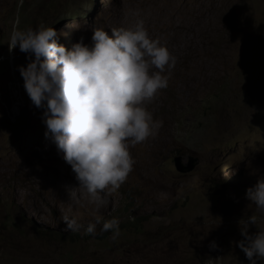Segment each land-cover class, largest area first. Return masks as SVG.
<instances>
[{"label":"rangeland","instance_id":"obj_1","mask_svg":"<svg viewBox=\"0 0 264 264\" xmlns=\"http://www.w3.org/2000/svg\"><path fill=\"white\" fill-rule=\"evenodd\" d=\"M137 21L174 59L167 87L146 102L162 125L129 143L132 170L97 208L68 198L78 182L44 135L18 70L25 53L9 51V37L43 23L67 49L90 44L92 27ZM192 160V170L176 168ZM261 177L264 0H0V264H249L238 221L255 215L248 232L264 230L245 198ZM63 214L81 228L66 230ZM95 216L138 226L119 227L115 240L99 225L86 234Z\"/></svg>","mask_w":264,"mask_h":264},{"label":"clouds","instance_id":"obj_2","mask_svg":"<svg viewBox=\"0 0 264 264\" xmlns=\"http://www.w3.org/2000/svg\"><path fill=\"white\" fill-rule=\"evenodd\" d=\"M9 51L25 53L26 65L18 66L24 90L32 105L42 109L45 137H50L58 154L71 166L76 187L68 198L79 196L97 208L107 202L110 192L126 180L135 163L129 143L135 145L155 137L162 121L154 120L146 107L158 90L167 87L165 66L174 59L167 47L151 38L137 21L130 27H92L91 43L81 37L70 48L57 43V31L43 23L35 28L10 33ZM158 71H150V69ZM79 190V191H77ZM245 198L264 213V178L245 190ZM64 228H81L75 216H61ZM257 225L249 215L238 221L242 239L236 241L249 264L264 258V230L248 232ZM111 230L113 240L120 234L116 218L101 216L84 226L94 235ZM215 241L209 248H216Z\"/></svg>","mask_w":264,"mask_h":264},{"label":"water","instance_id":"obj_3","mask_svg":"<svg viewBox=\"0 0 264 264\" xmlns=\"http://www.w3.org/2000/svg\"><path fill=\"white\" fill-rule=\"evenodd\" d=\"M196 164H197V160H192V162H190V164L187 165V166H183L180 163H176V168L179 171H190V170H192L195 167Z\"/></svg>","mask_w":264,"mask_h":264},{"label":"trees","instance_id":"obj_4","mask_svg":"<svg viewBox=\"0 0 264 264\" xmlns=\"http://www.w3.org/2000/svg\"><path fill=\"white\" fill-rule=\"evenodd\" d=\"M129 225L138 226V225L132 224L130 221L120 222L118 224V226L121 227V228L128 227Z\"/></svg>","mask_w":264,"mask_h":264},{"label":"bare ground","instance_id":"obj_5","mask_svg":"<svg viewBox=\"0 0 264 264\" xmlns=\"http://www.w3.org/2000/svg\"><path fill=\"white\" fill-rule=\"evenodd\" d=\"M178 55V54H177ZM175 65V64H174ZM154 70V69H153ZM155 71V70H154ZM14 111V110H13ZM15 112V111H14Z\"/></svg>","mask_w":264,"mask_h":264}]
</instances>
